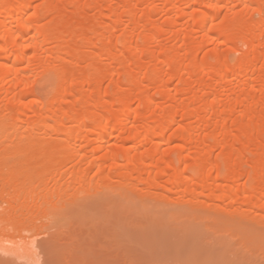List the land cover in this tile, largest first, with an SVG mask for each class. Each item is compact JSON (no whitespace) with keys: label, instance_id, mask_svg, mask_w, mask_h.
Returning <instances> with one entry per match:
<instances>
[{"label":"bare ground","instance_id":"obj_1","mask_svg":"<svg viewBox=\"0 0 264 264\" xmlns=\"http://www.w3.org/2000/svg\"><path fill=\"white\" fill-rule=\"evenodd\" d=\"M93 189L264 264V0H0V249Z\"/></svg>","mask_w":264,"mask_h":264},{"label":"rangeland","instance_id":"obj_2","mask_svg":"<svg viewBox=\"0 0 264 264\" xmlns=\"http://www.w3.org/2000/svg\"><path fill=\"white\" fill-rule=\"evenodd\" d=\"M41 86H38L39 90H42L43 86ZM90 191H85L77 197L78 200L76 199L80 210L82 207L85 208L81 212L77 209L78 207L77 210L74 209L73 206L75 205H71L72 202L69 204L73 210L71 209L66 213V221L76 222V225L73 224L75 230H71L74 231L72 236H70L72 232L69 229L72 225L68 224V229H66L67 227L63 226L67 225L64 218V222L61 221L62 223H58L57 226L63 234L57 228H54L57 224L55 222H53L55 223L54 226L49 224V226L42 225L43 227L32 228L26 234L29 235V238L35 240L36 251L34 255L30 258H18L15 256L16 254L12 255V253L9 254L0 249V264H232L229 260L233 258L231 257L233 251L227 252L221 243L214 242L212 237L217 232L214 230L213 232L212 229L210 231V227H207V220L203 221L198 218L199 216H194L193 212L191 213L193 216L188 214L190 212H187L190 217H186L185 214L182 216V213H179V210L182 209L179 206L181 204L175 205L174 202H171L175 205L170 204L172 207L169 205L170 202H157L150 199L147 202H138L130 200L132 198H127L130 200L128 201L125 196L123 197L125 202H123L121 201L122 197H120L123 194L121 195L120 192L115 193L111 190V192H102L103 190L97 192L94 189ZM120 202L123 205H120ZM137 203L141 205L143 210H140L141 207ZM72 204H75V202ZM163 206L164 208L167 206L169 211L170 209L172 211L177 210L178 213L173 212L175 215L171 213L172 217H168L170 213L165 209H161ZM174 207H176L175 210H173ZM159 209L161 210L159 211ZM164 212L169 213L168 216H165L167 213L164 215ZM176 215L180 219H176ZM194 222H198L196 227L200 225L199 223L204 227L202 226L201 230L194 233L189 232L190 230L188 231L187 227L191 229L189 226L193 227ZM77 226H79V229ZM67 233L71 240L65 238ZM16 237L18 236L15 235L12 239L10 236V241L2 240L5 241V245L9 243L8 245L11 246L12 240L14 242L20 241V237ZM231 238L233 239V237ZM258 249L260 250V248ZM258 249L257 251H259ZM253 251L255 250L253 249ZM253 251L251 250L250 254L253 257L257 255L255 256L257 260L259 257L260 260L261 257H264V249L258 253Z\"/></svg>","mask_w":264,"mask_h":264}]
</instances>
